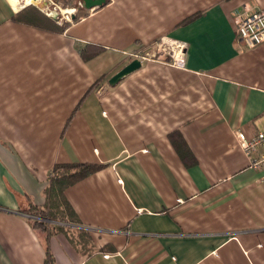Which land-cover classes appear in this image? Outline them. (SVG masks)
<instances>
[{"label":"crops","instance_id":"1","mask_svg":"<svg viewBox=\"0 0 264 264\" xmlns=\"http://www.w3.org/2000/svg\"><path fill=\"white\" fill-rule=\"evenodd\" d=\"M16 1L0 0V264H264V168L236 134L264 129V43L233 25L264 0H107L64 31ZM164 37L187 68L109 84ZM81 161L102 166L65 190L79 222L46 245L25 211Z\"/></svg>","mask_w":264,"mask_h":264},{"label":"built area","instance_id":"2","mask_svg":"<svg viewBox=\"0 0 264 264\" xmlns=\"http://www.w3.org/2000/svg\"><path fill=\"white\" fill-rule=\"evenodd\" d=\"M80 6L84 4L79 1ZM74 11L76 8L72 7ZM57 13V12H55ZM53 11L50 15L54 16ZM74 13V12H73ZM72 12H66V19L74 17ZM73 23V22H72ZM237 38L241 39L249 48L258 47L264 43V8L251 9L247 7L244 11H240L234 16V24ZM188 44L186 41H179L171 37H164L156 41L150 50L136 51L129 56L133 59L140 58L145 60H155L167 64V66L176 67L180 69L187 68ZM238 142L251 162V167L256 169L264 168V129L258 131L255 135L247 137L243 131H236ZM30 215V214H28ZM33 216V215H31ZM36 219V216H33Z\"/></svg>","mask_w":264,"mask_h":264},{"label":"trees","instance_id":"3","mask_svg":"<svg viewBox=\"0 0 264 264\" xmlns=\"http://www.w3.org/2000/svg\"><path fill=\"white\" fill-rule=\"evenodd\" d=\"M34 16H37L40 19L42 18V20L53 24L59 31H64L69 26V24L58 25L49 19V17L40 15L39 12H35ZM88 51H90L89 46L86 47L85 51H82L83 57L89 58L90 56L97 54L99 52V48L95 47V49L89 54L87 53ZM175 144L179 149H181V145L177 144V142ZM181 144L183 147V143ZM101 166L102 165L98 164L83 163L82 161L73 163H57L54 165L52 173L50 174V186L48 187L49 205L45 208L29 205L27 211H25L26 213L37 217L36 219H31L30 222L34 229L46 237V245H48L47 238H49L50 234L53 232L69 231V229L64 226L50 224L47 219L70 224L79 222L72 205L68 200H66V188L89 174L93 172L95 173V171H97ZM46 253H48V261L51 263L53 261L52 254L49 252L48 247Z\"/></svg>","mask_w":264,"mask_h":264},{"label":"rangeland","instance_id":"4","mask_svg":"<svg viewBox=\"0 0 264 264\" xmlns=\"http://www.w3.org/2000/svg\"><path fill=\"white\" fill-rule=\"evenodd\" d=\"M80 0H40L38 3H33L31 5H28L27 7H24L25 2L24 0H21V4L20 7L23 6L24 8L21 10L23 11L22 13H27L28 16L30 17V20H35L39 25H43V24H48V22H46L45 20H42V18H38L37 16H34L35 12H39L40 15L44 16V17H49V19H51L54 23H57L59 25H66V24H71L72 22H74L77 18H81L83 17L86 13L84 12V10L86 9L84 6H80L81 4H79ZM83 3V2H82ZM84 4V3H83ZM72 7L76 8L75 11H73L74 13V17L72 18V16L70 17L71 21L66 19V14L63 12L62 9H71ZM51 10L56 11L58 13L57 17L54 18L52 15L49 16V14H51ZM90 10V9H88ZM76 18V19H74ZM147 61V60H145ZM97 84H99L97 82ZM47 221H54V220H48ZM56 222V220H55ZM61 222V221H60ZM50 224H52L50 222ZM57 225H60L59 222L57 221ZM60 226H64L67 229H71L73 228L72 226L69 225H60ZM87 244L90 245V242H87ZM90 249H92V247H90Z\"/></svg>","mask_w":264,"mask_h":264},{"label":"water","instance_id":"5","mask_svg":"<svg viewBox=\"0 0 264 264\" xmlns=\"http://www.w3.org/2000/svg\"><path fill=\"white\" fill-rule=\"evenodd\" d=\"M84 3V7L86 9H92L98 6H102L107 2V0H80ZM58 13L54 14V18H56ZM143 62L140 58H135L131 60L128 64H126L123 68H121L116 74H114L110 79H109V84L110 85H116L119 83L120 80H122L124 77L127 75L135 72L136 70L140 69L142 67Z\"/></svg>","mask_w":264,"mask_h":264},{"label":"bare ground","instance_id":"6","mask_svg":"<svg viewBox=\"0 0 264 264\" xmlns=\"http://www.w3.org/2000/svg\"><path fill=\"white\" fill-rule=\"evenodd\" d=\"M14 3V6H16L17 1L16 0H11ZM40 0H25V4L24 7H26L27 5L33 4V3H38ZM24 7H20V9L24 8ZM64 13L66 12H72L74 11V9H62ZM53 11V10H51ZM56 11H53V13H55Z\"/></svg>","mask_w":264,"mask_h":264}]
</instances>
